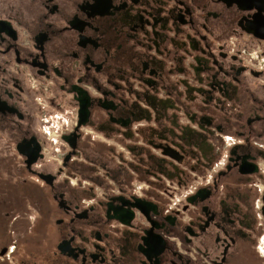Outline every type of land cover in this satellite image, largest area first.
Listing matches in <instances>:
<instances>
[{"label": "flooded vegetation", "instance_id": "flooded-vegetation-1", "mask_svg": "<svg viewBox=\"0 0 264 264\" xmlns=\"http://www.w3.org/2000/svg\"><path fill=\"white\" fill-rule=\"evenodd\" d=\"M0 161V264H264V0H0Z\"/></svg>", "mask_w": 264, "mask_h": 264}, {"label": "rangeland", "instance_id": "rangeland-1", "mask_svg": "<svg viewBox=\"0 0 264 264\" xmlns=\"http://www.w3.org/2000/svg\"><path fill=\"white\" fill-rule=\"evenodd\" d=\"M10 161V160H6V162L5 163H8V162ZM1 162V161H0ZM26 214H25V217H24V222L23 221H21L20 223H19V225L21 226V223H23L24 224V226H25V230H28V228L31 226V222L33 221V219H34V217H35V212H34V208H33V206L30 204V203H27V205H26ZM0 209L1 210H5L4 208L2 209V207H0ZM16 227H18L17 225H16ZM0 235H1V230H0ZM15 237H16V234L14 235ZM5 243V238H3V237H0V247L3 245ZM0 258H2L1 256H0ZM4 258V257H3ZM1 260V259H0Z\"/></svg>", "mask_w": 264, "mask_h": 264}, {"label": "water", "instance_id": "water-1", "mask_svg": "<svg viewBox=\"0 0 264 264\" xmlns=\"http://www.w3.org/2000/svg\"><path fill=\"white\" fill-rule=\"evenodd\" d=\"M32 161H34V160H30V161H28V162H29V165L31 164Z\"/></svg>", "mask_w": 264, "mask_h": 264}]
</instances>
